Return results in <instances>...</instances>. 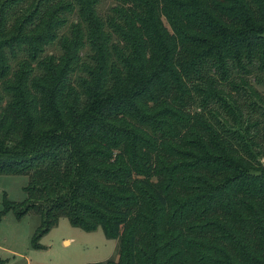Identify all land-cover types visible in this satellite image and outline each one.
<instances>
[{
  "label": "trees",
  "instance_id": "16d2710c",
  "mask_svg": "<svg viewBox=\"0 0 264 264\" xmlns=\"http://www.w3.org/2000/svg\"><path fill=\"white\" fill-rule=\"evenodd\" d=\"M116 1L0 0V174L28 176L0 220L119 239L85 264H264V140L222 113L264 76V0Z\"/></svg>",
  "mask_w": 264,
  "mask_h": 264
},
{
  "label": "rangeland",
  "instance_id": "374dc122",
  "mask_svg": "<svg viewBox=\"0 0 264 264\" xmlns=\"http://www.w3.org/2000/svg\"><path fill=\"white\" fill-rule=\"evenodd\" d=\"M118 3L116 0H99L97 10L102 17H105L109 8ZM69 21L70 23L79 21L77 12L70 15ZM68 30L65 26L61 29V33H66ZM86 51L87 48L82 53ZM45 53L59 54L58 44L55 42L49 45ZM256 75H259V78ZM255 76L258 82L254 79ZM247 80L254 87L255 93L234 91L227 85L225 89L233 97L235 105H231L228 101L231 112L222 111V113L233 126L247 129L240 132L249 141L250 148L257 151L255 149L258 148L252 143L254 141L260 143L264 140V76L254 70ZM215 118H212L213 122L219 123V119ZM180 160L181 158L175 161ZM257 160L263 163L264 156L258 155ZM27 182V175L0 174V210L4 200L13 202L24 200L26 194L23 187ZM39 223L40 217L34 212H28L21 219H17L14 212L9 211L1 218L0 264H85L118 258L119 239L107 238L101 227L86 231L73 226L66 217H60L57 223L39 238L41 247L34 248L31 239Z\"/></svg>",
  "mask_w": 264,
  "mask_h": 264
}]
</instances>
